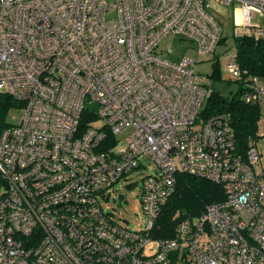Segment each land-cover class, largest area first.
<instances>
[{"label": "built area", "instance_id": "obj_1", "mask_svg": "<svg viewBox=\"0 0 264 264\" xmlns=\"http://www.w3.org/2000/svg\"><path fill=\"white\" fill-rule=\"evenodd\" d=\"M220 5L232 8L234 37L264 39L250 19L264 17V0H0V93L22 104L0 133V264H264L256 142L243 157L229 114L199 119L212 90L193 73L197 58L158 51L171 35L196 57L214 54ZM225 69L246 74L235 56ZM243 83L240 100H264L258 77ZM86 102L98 120L79 133ZM104 129L116 143L103 149ZM141 159L157 171L142 178L143 225L130 229L99 197ZM177 173L222 186L224 200L176 223L172 238H154Z\"/></svg>", "mask_w": 264, "mask_h": 264}, {"label": "trees", "instance_id": "obj_2", "mask_svg": "<svg viewBox=\"0 0 264 264\" xmlns=\"http://www.w3.org/2000/svg\"><path fill=\"white\" fill-rule=\"evenodd\" d=\"M225 37L220 38L218 46L225 43ZM233 48L236 63L246 74L242 79H235L237 89L228 95H223L219 90L214 89L213 83L222 81L218 59H215L213 70L209 77L213 83L206 82L205 86L211 89V93L200 110L199 119L205 120L219 112L229 114L232 126L233 137L236 142V151L245 157L250 141L256 142L258 124L261 117V109L258 103H245L240 100L244 91L243 80L248 76H255L264 83V39H255L252 36L240 35L233 38ZM22 104L8 94L0 93V133L12 127L7 123V114L11 108H21ZM97 107L86 102L83 106L79 122L78 132L81 133L91 123L96 122ZM105 140L102 141V148L115 145V138L110 130L104 129ZM176 186L166 205L159 212L158 220L153 231L154 238L170 239L176 223L192 219L204 213L206 206L224 200L223 187L202 179L177 173ZM5 183L0 175V188ZM173 264V263H171Z\"/></svg>", "mask_w": 264, "mask_h": 264}, {"label": "rangeland", "instance_id": "obj_3", "mask_svg": "<svg viewBox=\"0 0 264 264\" xmlns=\"http://www.w3.org/2000/svg\"><path fill=\"white\" fill-rule=\"evenodd\" d=\"M215 15L221 22L223 27V36L225 37V43L217 46L215 53L211 56H199L196 57L195 47L188 41L178 40L177 37L171 35L164 37L158 46V51H161L162 57L167 60H180L182 58L194 59L197 58V62L193 64V73L202 82L213 83L211 75L213 70V64L215 59H218L220 67V73L222 81H216L213 83V87L219 90L223 95H228L229 91L234 92L237 88V83L234 82L235 78L229 76L226 72L225 65L229 63L234 57L233 38L235 36V28L232 22V8L224 5H220L216 10ZM251 24L257 27H264V17L259 14L251 13ZM170 52V53H167ZM261 117L258 124L259 136L256 140V147L260 154V165L264 167V100L259 103ZM22 110L20 108H11L7 114V123L15 126L21 116ZM124 136H118V149L124 146ZM157 171L156 166L151 160L141 159L140 166L129 173L127 176L114 184L112 188L105 190V195L99 197V204L103 207L105 212L110 213L115 220L130 229H137L143 225L142 207L140 201V188L142 187L143 176H148ZM3 188H0L2 194ZM156 245L150 243L143 249L147 255L153 254Z\"/></svg>", "mask_w": 264, "mask_h": 264}, {"label": "crops", "instance_id": "obj_4", "mask_svg": "<svg viewBox=\"0 0 264 264\" xmlns=\"http://www.w3.org/2000/svg\"><path fill=\"white\" fill-rule=\"evenodd\" d=\"M257 134H259L258 131H257ZM257 134H256V135H257ZM261 167H262V166H261Z\"/></svg>", "mask_w": 264, "mask_h": 264}]
</instances>
